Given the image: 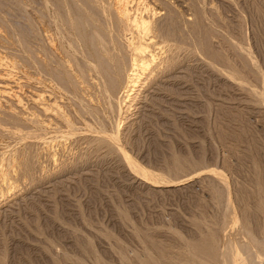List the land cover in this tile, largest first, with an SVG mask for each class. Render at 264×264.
Masks as SVG:
<instances>
[{
	"label": "rangeland",
	"instance_id": "rangeland-1",
	"mask_svg": "<svg viewBox=\"0 0 264 264\" xmlns=\"http://www.w3.org/2000/svg\"><path fill=\"white\" fill-rule=\"evenodd\" d=\"M114 1L0 0V264H264V0H130L154 70L82 117L72 23L124 49Z\"/></svg>",
	"mask_w": 264,
	"mask_h": 264
},
{
	"label": "bare ground",
	"instance_id": "bare-ground-1",
	"mask_svg": "<svg viewBox=\"0 0 264 264\" xmlns=\"http://www.w3.org/2000/svg\"><path fill=\"white\" fill-rule=\"evenodd\" d=\"M98 1V0H97ZM104 1V0H103ZM90 2V1H89ZM67 3V2H66ZM99 3V2H98ZM97 3V4H98ZM106 3V2H105ZM109 5V4H108ZM112 5V4H111ZM99 6V4H98ZM97 8V7H96ZM104 8V7H103ZM102 8V9H103ZM101 9V10H102ZM114 9H115V14L118 16V19L121 20L122 22H124L125 24L129 25V27H131V31L132 29L138 32L137 35H141L137 36L134 31L133 33L138 37V41H135V39L137 40V38H135L136 36L132 35L130 38L128 37V39H124L125 42V47L124 49H122V46H120L118 44V42H115V39L112 38V34L110 36V39H107L108 37H104L105 35L98 32L97 28L99 27H92L93 29H89L91 28L90 23H94V15L93 14H81V16H76V20H74V23H72L74 25V27H76L77 32H78V39L79 41H81L82 45V56H81V63L79 66L80 69V78L79 81L77 82V89L78 91H82L83 93H81L80 95V101L82 102L83 107L82 109L84 110V114H81L82 117H85L86 113H90L91 115L93 114V110L94 108L91 107V105L88 103H86V101H91L94 100V95L92 93H89L90 88L87 86V84H89L91 82L92 87L93 84L92 81L89 82V79L94 81V78L99 76L102 78H107V84H108V89L107 92L110 89H113L117 84H119L120 82L123 81V79H125V84L124 87L127 89L126 91V98L129 99L131 97V93L130 91H133L134 88L138 85V82L140 81V77L142 73H145V71H153L154 67L153 64L155 63L156 57V53L153 52V50L150 48L152 45H154V42L151 39V36L149 37L148 32L151 29V24L148 18H143L135 14H133L131 12V8H130V0H115L114 1ZM113 9V10H114ZM137 9V8H136ZM140 9V8H139ZM109 11V10H108ZM78 12V11H77ZM96 12V11H95ZM107 12V11H106ZM108 13V12H107ZM106 13V14H107ZM111 13V12H110ZM138 13V12H137ZM101 14V13H100ZM98 15V14H97ZM139 15V14H138ZM69 16V15H68ZM101 16V15H100ZM111 16V15H110ZM75 17V16H74ZM109 17V16H108ZM70 18V17H69ZM106 18V17H105ZM112 18V17H111ZM148 19V20H147ZM160 19V18H159ZM97 20V19H96ZM103 20V19H102ZM55 21V20H54ZM66 21V19H65ZM72 21V20H71ZM94 21V22H93ZM100 21V20H99ZM98 22V20L96 21ZM153 22V21H152ZM162 22V21H161ZM55 23V22H54ZM101 23V22H100ZM104 23V22H103ZM107 23V22H106ZM120 23V22H119ZM122 23V24H124ZM44 24V23H43ZM113 24V23H112ZM121 24V23H120ZM153 24V23H152ZM63 25V24H62ZM97 24L94 23L93 26H96ZM118 25V24H116ZM154 25V24H153ZM58 26V25H57ZM101 26V25H100ZM108 26V25H107ZM112 26V25H111ZM119 26V25H118ZM47 27V26H46ZM62 27V26H61ZM73 27V26H72ZM114 27V26H113ZM121 27V26H120ZM161 27V26H160ZM117 28V27H116ZM118 29V28H117ZM120 29V28H119ZM180 29V28H179ZM122 30V29H121ZM128 30V29H127ZM126 30V31H127ZM187 30V29H186ZM105 31V30H104ZM112 31V30H111ZM113 31H115L113 29ZM112 31V32H113ZM60 32V31H59ZM73 32V31H72ZM176 32V31H175ZM109 33V32H108ZM114 33V32H113ZM122 34V33H121ZM124 34V33H123ZM132 34V33H131ZM152 34V33H150ZM168 34V33H167ZM62 35V34H61ZM118 35V34H117ZM157 35V34H156ZM169 35V34H168ZM63 36V35H62ZM109 36V35H108ZM119 37V35H118ZM122 37V36H121ZM154 37V36H153ZM60 38V37H59ZM127 38V37H124ZM167 38V37H166ZM117 40V39H116ZM121 40V39H120ZM119 40V41H120ZM78 41V43H79ZM176 41V40H174ZM122 42V41H121ZM160 42V41H159ZM164 42V41H163ZM74 43V42H73ZM114 43H116L117 45H114ZM124 43V42H122ZM53 44V43H52ZM158 44V43H157ZM161 44V43H160ZM166 44V43H165ZM78 45V44H77ZM79 45V47H80ZM113 47H112V46ZM123 45V44H121ZM162 45V44H161ZM111 47L113 49H111ZM163 47V46H162ZM174 47V46H172ZM186 47V46H185ZM47 48V47H46ZM81 48V47H80ZM180 50V49H179ZM155 53V54H154ZM159 55V54H158ZM79 62V61H78ZM171 69V68H170ZM147 71V72H148ZM76 73V72H75ZM87 73H89V75H87ZM143 75V74H142ZM89 76V77H87ZM142 80V79H141ZM90 85V84H89ZM91 87V86H90ZM91 87V89H92ZM44 88V87H43ZM105 90V94L107 93ZM49 92V91H48ZM80 94V93H79ZM40 95V94H39ZM40 97H43L42 95ZM45 97V95H44ZM37 98V97H36ZM38 99V98H37ZM135 99V98H134ZM36 100V99H35ZM42 100V99H40ZM39 102V101H38ZM43 102V101H41ZM45 102V101H44ZM86 103V104H85ZM42 107L44 106H48V105H44L43 103ZM38 105V104H37ZM51 104H49L50 106ZM54 105V104H53ZM58 106V105H57ZM56 106V108H57ZM59 107V106H58ZM51 110H55L57 111V114L59 111L62 110H58L55 109L54 107H47ZM120 108V107H119ZM46 109V110H49ZM122 109V108H121ZM78 111V110H77ZM48 112V111H47ZM52 112V111H51ZM65 112V109H64ZM62 112L61 114L64 115ZM43 113V112H42ZM76 113V112H75ZM121 113V112H119ZM56 114V112H55ZM59 115V114H58ZM80 115V116H81ZM57 116V115H56ZM52 117V116H51ZM61 117V115H60ZM63 118V117H62ZM67 118V116H66ZM83 120V124L84 126V130L86 132H96V128L92 126V124L87 123L85 118H82ZM48 120V119H47ZM54 120V119H53ZM66 125L68 129L70 130L69 132H72L75 130V128L73 127L74 124L73 121L71 123L70 120L67 121ZM64 122V123H65ZM78 122V121H77ZM58 123V122H57ZM51 124V123H50ZM65 125V126H66ZM75 126V125H74ZM52 129V128H51ZM60 130V129H58ZM57 131V129H56ZM64 131V130H63ZM76 131H78L76 129ZM74 131V132H76ZM68 133V132H67ZM103 135H105L108 139H110L114 144H119V139H118V134L113 133V132H108L105 129L102 130ZM53 135V134H52ZM87 135V134H86ZM90 136V135H89ZM120 145V144H119ZM120 147V146H119ZM123 151V149L121 150ZM125 151V150H124ZM123 151V152H124ZM124 156L128 162V165L136 172L139 173L141 176H144L146 179H148L149 181H152L154 183H158L161 182L162 178H158L155 174H153L154 172L151 171H146L144 169L141 168V166L136 163L134 160H132L128 154L126 153V151L124 152ZM140 166V167H139ZM150 169V168H149ZM263 169V168H262ZM155 171V170H154ZM161 176V175H160ZM161 181H160V180ZM166 180V179H165ZM176 180V179H175ZM163 182V181H162ZM172 182V181H170ZM226 182V181H225ZM163 184V183H162ZM225 184V183H224ZM228 192V191H227ZM230 193V192H229ZM228 195V193H227ZM230 196V195H229ZM218 198V197H217ZM230 201V200H229ZM242 247V246H241ZM204 248V247H203ZM234 249V248H233ZM241 251V248H240ZM235 252V251H234ZM238 254V253H236ZM259 262H263L264 258L259 259ZM196 263V262H195Z\"/></svg>",
	"mask_w": 264,
	"mask_h": 264
}]
</instances>
